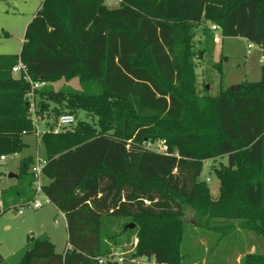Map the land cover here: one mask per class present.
I'll return each mask as SVG.
<instances>
[{
    "label": "trees",
    "instance_id": "obj_1",
    "mask_svg": "<svg viewBox=\"0 0 264 264\" xmlns=\"http://www.w3.org/2000/svg\"><path fill=\"white\" fill-rule=\"evenodd\" d=\"M109 1L42 0L20 53L0 54V156L20 150L23 136L37 128L27 105L31 84L13 73L19 58L34 81L77 76L82 87L46 85L34 92L36 114L49 106L48 96L63 95L69 106L58 118L72 113L77 119L72 129L55 132L57 118L42 135L49 179L42 190L66 215L69 246L61 254L51 240L36 239L19 264H98L125 250L123 243L135 247L128 260L189 264L182 251L187 205L225 217L223 238L255 229L264 239V64L258 81L208 98L193 89L182 96L193 71L197 25L207 33L204 52L215 38L211 26L213 32L205 28L212 21L222 36L245 37L264 54V0ZM75 108L88 119L78 120ZM160 140L171 154L147 147ZM225 155L228 163L215 170L220 196L213 200L200 176L206 159ZM32 161L25 158L23 173ZM31 174L5 207L35 199ZM107 217L132 221L104 233ZM241 262L264 264V251L243 248Z\"/></svg>",
    "mask_w": 264,
    "mask_h": 264
},
{
    "label": "rangeland",
    "instance_id": "obj_2",
    "mask_svg": "<svg viewBox=\"0 0 264 264\" xmlns=\"http://www.w3.org/2000/svg\"><path fill=\"white\" fill-rule=\"evenodd\" d=\"M41 1L0 0V54L20 53L27 25ZM213 23L207 21L208 25L205 28L209 33L212 31L210 26ZM196 28L197 36L192 47L194 66L188 82L189 86L182 93L184 98L189 96L191 89L196 95L208 98L232 85L261 79L264 54L258 44L251 43L242 36L229 37L220 34V40L214 38L211 48L204 52L207 33L201 25H197ZM15 76L19 75L15 74ZM47 85H51L55 91L62 88L82 90L77 76L70 78L61 76L48 82ZM34 96L36 97L35 93ZM32 97H29L31 102H33ZM48 97H50L49 106L42 113L36 114L39 109L37 99L30 109L35 112L33 118L37 123L39 137L37 132L25 134L23 136L25 146L16 152L0 156V264H19L27 250L34 246L36 239L51 240L55 244L56 251L61 254L66 252L68 246L66 218L43 191L35 193V199L18 202L15 207L3 205L4 201L11 202V194L14 191H19L23 184L31 180L32 168L37 162V157L46 159L42 135L53 127V123L56 124L58 115L68 109L67 97L63 95ZM72 111L77 114L78 120L88 119L84 111L77 108ZM89 119L97 120L98 117ZM75 125L65 129H72ZM29 156L33 161L28 173H23L22 163ZM227 163L226 155L204 161L200 177L206 179L213 200L220 196V178L215 170ZM12 174L16 176H11ZM33 179L34 186L37 181L43 184L49 181L44 175L39 178L34 176ZM35 200L42 203L40 208L32 206ZM29 201L30 203L27 204ZM19 210H23V213H19ZM130 220L132 221L127 217H107L102 224V230L104 233L119 232L125 222ZM183 220L186 225L182 244V251L187 255L185 263L192 264L197 260L194 264H242L243 248L246 252H254L257 249L264 251V239L255 229H250L245 234L241 230L238 236L223 238L224 233L221 234L219 230L223 227L220 224L227 220L225 217L202 214L196 208L187 205ZM123 245L125 257L128 258L135 247L130 248L131 243H123ZM124 264H137V262L129 259Z\"/></svg>",
    "mask_w": 264,
    "mask_h": 264
},
{
    "label": "built area",
    "instance_id": "obj_3",
    "mask_svg": "<svg viewBox=\"0 0 264 264\" xmlns=\"http://www.w3.org/2000/svg\"><path fill=\"white\" fill-rule=\"evenodd\" d=\"M120 0H110L108 2V4L110 6H117L119 4ZM211 29L213 31H218L219 27L216 24H213L211 26ZM221 38L220 34H216L215 39L217 41H219ZM13 73L14 74H18L19 76H23L26 80H28L31 84V91L29 92L28 96H33L32 97V101H30L31 103V107L34 105V91L37 89H40L44 86H46L48 84L47 81H34L31 76L29 75V72L27 70L26 65L23 63V61L21 60V58H19L18 62L16 63V65L13 67ZM41 119V118H40ZM76 116L72 113H63L59 116L58 120H57V124L54 127V131L55 132H59L67 127H71L75 122H76ZM37 126V123H36ZM36 132L38 134L39 137V130L38 127L36 128ZM147 147L155 152H159V153H164V154H171L170 153V148L169 145L167 143L166 140H160L159 142L156 143H152V142H147ZM45 164V159H41L40 157H37V162L36 164H34L33 168H32V173L35 175V177H40L43 174V166ZM36 190L37 193L43 191L42 190V182H36ZM34 208H40L42 206V203H40L39 201H36L33 203L32 205ZM19 213H23V210H19ZM63 216L66 218V215L64 212H62ZM58 222V221H57ZM69 246V245H68ZM128 258L125 257V252L121 249H116L113 250L112 252H110L106 257L104 258H99V262L98 264H103L104 262L107 261H113V262H118V263H124L125 261H127ZM134 262H137V264H141V263H145L147 264L149 262V259L147 257H140V258H133L131 259Z\"/></svg>",
    "mask_w": 264,
    "mask_h": 264
},
{
    "label": "water",
    "instance_id": "obj_4",
    "mask_svg": "<svg viewBox=\"0 0 264 264\" xmlns=\"http://www.w3.org/2000/svg\"><path fill=\"white\" fill-rule=\"evenodd\" d=\"M238 86H239V84H236V85H232L230 88H231V89H235V88L238 87ZM27 105H29V102L27 103ZM11 176H16V175L12 174ZM129 226H130L131 228H133V227H134V223L130 224Z\"/></svg>",
    "mask_w": 264,
    "mask_h": 264
},
{
    "label": "crops",
    "instance_id": "obj_5",
    "mask_svg": "<svg viewBox=\"0 0 264 264\" xmlns=\"http://www.w3.org/2000/svg\"><path fill=\"white\" fill-rule=\"evenodd\" d=\"M39 6H40V4H39ZM39 6H38V7H39ZM216 34H221L220 30L215 31V36H216ZM15 213H16V212H15Z\"/></svg>",
    "mask_w": 264,
    "mask_h": 264
}]
</instances>
